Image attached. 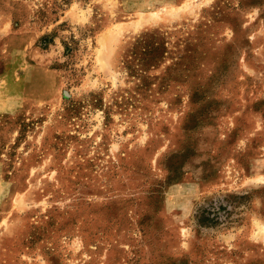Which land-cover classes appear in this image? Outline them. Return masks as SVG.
<instances>
[{"label": "rangeland", "instance_id": "1", "mask_svg": "<svg viewBox=\"0 0 264 264\" xmlns=\"http://www.w3.org/2000/svg\"><path fill=\"white\" fill-rule=\"evenodd\" d=\"M0 264H264V0H0Z\"/></svg>", "mask_w": 264, "mask_h": 264}]
</instances>
